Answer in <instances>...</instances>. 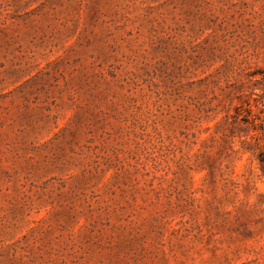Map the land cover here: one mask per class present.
<instances>
[{
  "label": "rangeland",
  "instance_id": "374dc122",
  "mask_svg": "<svg viewBox=\"0 0 264 264\" xmlns=\"http://www.w3.org/2000/svg\"><path fill=\"white\" fill-rule=\"evenodd\" d=\"M0 264H264V0H0Z\"/></svg>",
  "mask_w": 264,
  "mask_h": 264
}]
</instances>
